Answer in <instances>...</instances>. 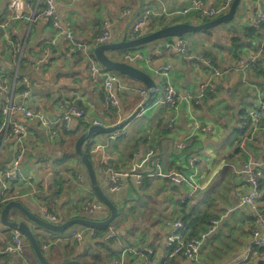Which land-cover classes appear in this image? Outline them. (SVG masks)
Listing matches in <instances>:
<instances>
[{"label":"crops","instance_id":"0c3cea01","mask_svg":"<svg viewBox=\"0 0 264 264\" xmlns=\"http://www.w3.org/2000/svg\"><path fill=\"white\" fill-rule=\"evenodd\" d=\"M28 1L30 5L23 19L12 21L6 29L0 28V76L14 80L24 56L25 73L30 82L26 96L15 91V83L10 85L8 92L0 94V116L4 119L0 125V200L6 189L11 188L6 184L9 180L4 170L9 169L21 153L20 182L11 196L16 202L43 220H47L46 212H49L57 224L76 218H103L107 215L105 209L92 215L84 212L89 203L98 200L90 187L86 168L75 153L76 142L83 134L78 128L80 120L74 118L71 132H66L63 113L75 105L85 110L83 120L86 123L114 126L147 102L149 90L141 82L120 77L124 87L118 92L120 106L114 112L108 110L104 78L91 75L92 65L98 64L93 58L96 40L108 32L109 42H121L146 10L152 15L143 28V36L165 28L161 27L165 24L199 25L202 22L195 11L186 16L181 13L191 7L192 0H56L62 26L72 31L76 41L87 46V54L82 50L72 53L70 42L49 19H33V14L42 8L43 0ZM203 1L207 8H217L225 0ZM261 11L264 12V0H242L238 16L232 23L187 36L184 54L166 50L163 40L145 46L148 48L145 56L141 49L135 50L145 59L130 64L138 63L134 66L150 74L161 92L168 84L172 85L178 102L175 111L170 112L156 106L154 100L122 130L121 136L114 140L111 135L98 136L89 145L91 163L100 186L120 211V217L112 225L117 237L115 245L117 249L123 246L138 252L128 256L126 264H257L261 260L252 244V231L257 225L254 212L240 206L241 196L249 193L250 187L238 173L245 162L261 164L262 196L258 203L259 212L264 214V132L247 135L246 139L239 126L249 110L259 107L264 93V51L260 50L264 25L255 24ZM10 14L9 0H0V20ZM251 28L256 32L245 36ZM234 36L251 43L242 46L239 41L236 56L231 46ZM172 41L177 42L176 39ZM16 43L22 51L18 62L13 51ZM50 46L51 55L46 56L45 50ZM107 55L125 62L124 53L120 51ZM206 59L221 75L215 77L216 92L208 95L201 106L194 107L186 94L197 96L200 84L210 78L211 70L203 64ZM163 68H168L167 72L156 75V71ZM10 103L42 112L55 124L48 128L29 120L21 112L5 113ZM171 116H175V122L169 129ZM15 123L25 127L22 138L8 135ZM197 123L204 131L196 128ZM160 124L164 126L159 127ZM6 126H10L8 131ZM236 142H242L243 147H237ZM183 144L186 149L180 148ZM96 146L101 148L94 152ZM191 159L196 160L194 165ZM138 165L137 173L143 176L140 185L137 176H131L119 191L110 190L107 170L126 172ZM158 170L181 173L188 182L173 184L168 179L153 176ZM207 203L212 217L208 225L207 222L203 224L204 230L211 228L212 221H216V226L214 233L204 241L198 260L191 261L184 255L168 259L165 244L175 232L174 224L184 223L188 228L186 236L190 237L192 232L184 221L185 215L194 208L204 211ZM9 219L25 221L31 226L39 235L42 250L46 247L43 253L50 263L74 260L70 258L68 242L73 241L71 231L83 226L54 235L39 229L19 210L10 212ZM94 240V246L85 247L95 250L103 239L94 237ZM11 245L12 230L4 226L0 213V255ZM31 248L27 243L20 256L6 252L0 264H39ZM145 249L152 250L153 254L146 256L147 253L142 252ZM91 259L87 253L75 260L84 264Z\"/></svg>","mask_w":264,"mask_h":264},{"label":"built area","instance_id":"2783aa9c","mask_svg":"<svg viewBox=\"0 0 264 264\" xmlns=\"http://www.w3.org/2000/svg\"><path fill=\"white\" fill-rule=\"evenodd\" d=\"M233 0H225L223 4L219 7H210L207 8L203 0H192V5L190 8L183 10L181 13L186 16L191 11H195L199 17H213L217 16L221 13L225 14ZM30 5L28 0H9V10L10 16L4 20H0V28L6 29L9 27L12 21L21 20L24 18V12L26 7ZM43 8L33 14V19H49L55 29L59 31L64 37L70 42L71 44V52L76 53L78 50H82L87 54V46L81 42L75 40L74 35L70 29H66L62 26L61 20L57 10L56 0H43ZM152 12L150 10H146L143 14L137 19V21L131 26V30L128 33V37L130 40H135L141 37L143 34V28L148 25ZM255 24L257 26L264 25V12L261 11L257 15V19ZM110 33L105 32L101 35L100 38L96 40L95 46L104 44L105 42L109 41ZM177 42L174 41H167L165 43L166 50H174L177 53H184L187 50V41L184 39H176ZM55 42L51 43V46L54 45ZM51 46L45 50V55L50 56L52 52ZM13 50L14 52L20 55L22 53L21 46L19 43L14 44ZM53 47V46H52ZM261 52L264 51V41L261 44L260 48ZM22 57V56H21ZM123 58L125 62L131 63L137 60H143L145 57L142 54H124ZM254 61V60H253ZM203 64L211 70L210 78L206 81L202 82L199 86L197 96L193 97L191 93L186 94V98L193 102V99H196V104L201 103L204 101L206 94L208 91H215L217 89V85L215 83V77H219L221 72L213 67L212 62L208 59L203 61ZM168 68H163L161 71H156V75L166 73ZM91 75L92 77L102 76L105 82V89L107 93V102L106 108L109 109H117L120 106V99L118 96V92L123 90L124 87L121 83L120 77L118 74L114 72L105 71L103 67L99 66L98 64L92 65L91 68ZM18 77V73L16 72L14 75V81ZM24 84L29 87V78H24ZM10 86H8V81L6 79L0 78V94L3 92H8ZM14 89V88H13ZM28 93L25 92L23 96H26ZM142 94H146V91H142ZM157 97L155 99V105L160 106L163 108H174L176 109L178 96L176 89L168 84L162 89L160 86L156 89ZM161 94V95H158ZM5 113L14 114L16 112H21L26 118L31 121H38L45 127L51 128V125H54L55 122L48 120L44 113L31 110L25 106L19 105L16 106L14 104H9L4 109ZM85 116V111L78 106H70L65 109L63 116H62V123L66 132H71V122L74 118H82ZM175 122V116H171L167 127L172 129ZM97 125H102L100 122H95ZM240 130L244 132V135H252L258 133L259 131L264 132V93H262L260 98V105L258 108H253L249 110L242 119L240 123ZM10 126H6V130L8 131ZM197 129H201L200 124L197 123ZM204 131V129H201ZM122 131H117L111 134V138L114 140L122 135ZM9 136H16L22 138L25 135V127L19 123L13 124L12 131ZM249 137L247 136L246 139ZM237 147H243L242 142H236ZM185 145H181L180 148H184ZM101 146H96L94 148V152H97ZM151 153L149 154L148 158L151 157ZM20 160H21V153L18 154L17 159L13 163V165L9 168L4 170V176L9 181H14L20 177ZM196 162L195 159H191V164L194 165ZM139 165L132 166L130 170L126 172H120L117 170H107V178L109 183V188L112 192L119 191L124 181L130 178L131 176H137V182L140 185L143 181V176L138 175ZM242 175L246 184L250 187V192L244 194L240 198V206L241 207H249L253 210V215L255 221L257 222L256 227H254L252 231V244L253 247L264 246V214L259 212V200L261 199V180L263 177V170L261 168V164L256 161H248L243 164L242 170L238 172ZM153 176L168 179L173 184H182L188 182L187 177L181 173L172 171V172H164L162 170L156 171ZM152 176V177H153ZM1 203V202H0ZM105 209V206L102 203L97 201H93L88 206L85 207L84 212L88 215L95 214L100 212L101 210ZM46 216L50 222L55 223V217L51 216L49 212H46ZM215 223L216 221H212L211 228H209L206 232L199 234L198 236L194 237H187L186 234L188 232L187 226L182 222H176L174 224L175 232L167 239L165 244V248L167 251V258L173 259L178 255H184L191 261H197L202 245L204 241L215 231ZM87 235L96 236L95 231L93 229L85 228L79 230L71 231V237L81 243L85 239ZM116 238V231L114 226H111L109 229V233L105 237V241L109 242ZM27 241L22 233L18 230L12 229V245L6 250L7 253L20 256L23 254L26 248ZM46 247H43V250ZM120 258L115 260V264H126V259L130 255H135L138 252L133 248L127 247H120L119 249ZM146 252V256L152 255L153 251L149 249L142 250V252Z\"/></svg>","mask_w":264,"mask_h":264},{"label":"water","instance_id":"95a60500","mask_svg":"<svg viewBox=\"0 0 264 264\" xmlns=\"http://www.w3.org/2000/svg\"><path fill=\"white\" fill-rule=\"evenodd\" d=\"M242 0H233L229 10L219 16L218 18L199 25H193L189 23H177L163 29H160L156 32H152L150 34L141 36L135 40H130L128 37V31L125 33L121 42H105L104 44L95 46L93 48V55L100 65L104 68L111 70L112 72H116L122 76L128 77L132 80H136L141 82L147 90H149V98L145 104L139 106L137 110L126 120L123 122L116 124L114 126L105 127L102 125L94 124L92 125L86 132L81 134L76 142L75 153L80 158L83 166L86 168L90 187L98 197V199L102 202V204L108 208L110 211V216L104 221H96L89 218H76L70 220L64 224L52 223L47 220H43L42 218L36 216L34 213L26 209L21 203L16 201L9 202L2 210V222L4 226L9 229H15L22 233L25 237L27 243L34 250L35 256L39 262V264H54L50 263L44 253L42 252L38 240L39 235L33 232L31 226L25 222H13L9 219V214L13 210H19L22 212L26 218L42 231L56 233V234H64L69 229L75 226H83L85 228L94 229V228H104L110 227L114 224V222L120 217V213L116 205L112 202L110 196L102 189L100 183L96 177L95 170L91 163L89 155L83 150L84 143L87 140L92 141V138L98 137L100 135H111L116 131H122L129 123L135 120L140 113L147 107V104H151L157 97L156 89L158 87L157 82L154 81L152 76L145 71L139 69L138 67L131 65L128 62H119L111 59L107 53L114 51H126L128 49L139 50L140 48H144L147 45L158 41H172L173 39H185L182 38L184 36H188L198 32H208L214 28H217L223 24L232 23L235 18L238 16V10L240 8ZM37 236V238H36ZM88 244L95 245L96 241L94 240V236L87 235L83 243H81V247L84 248ZM56 264H83L78 260H70L63 263Z\"/></svg>","mask_w":264,"mask_h":264},{"label":"trees","instance_id":"16d2710c","mask_svg":"<svg viewBox=\"0 0 264 264\" xmlns=\"http://www.w3.org/2000/svg\"><path fill=\"white\" fill-rule=\"evenodd\" d=\"M43 7L44 6L42 5V8ZM196 15L198 16L199 20L202 23H207V22H210V21L218 18L219 16L223 15V13H221V14H219L217 16H213V17H203V18L199 17L198 14H196ZM168 25L169 24H165V25H163L161 27H166ZM255 32H256V30L254 28H251L250 30L247 31V33H246L245 36L253 35ZM186 37H187V35L184 36V37H182V38H186ZM239 41H240L239 38L238 37H235V36L232 38V41H231V46L233 48H235V52H232V53L235 56L238 54V49H239L238 47L240 45H237V44H239ZM240 42L243 43L242 46H244V45H251V43L244 42L243 39ZM13 48H15L14 45H13ZM140 49H143V48H140ZM133 51H135V50L134 49H132V50L131 49H128L126 51H123L122 53H131ZM14 53H15V56H16V60L18 62L19 61L18 60V58H19L18 53H16V52H14ZM93 58L96 60V58H95L94 55H93ZM213 61L215 62L214 59H213ZM19 63L20 64H19V68H18V77L16 78L15 81L12 80V78L8 79V78L2 77V76H0V78L6 79L8 81V86L12 85V83H15V91L18 94H24L25 92H27L29 90V87H27L24 84V78L25 77H28L26 75V73H25L27 61L24 58V56H23V58H21V60L19 61ZM101 67H103V66L101 65ZM103 69L105 71L112 72L111 70H108V69H106L104 67H103ZM114 73H116V72H114ZM116 74H118V73H116ZM118 75L121 78L125 77V76H122L120 74H118ZM215 92H216V90L215 91H208L207 94H206V97H205L204 101L206 100V98H207L208 95H212ZM204 101H202L199 104H196V99H193V102H191V103L193 104L194 107H198V106H201L204 103ZM164 109H166V110H168L170 112L175 111L174 108H164ZM110 111L114 112L115 109H110ZM2 118H3V116L2 117L0 116V125H2V122L4 121V119H2ZM78 119L80 120V125H79L78 128L82 131V133L86 132L92 126V124L86 123L83 120V117L82 118H78ZM164 120H165V118H162L161 122H164ZM163 126H164V124H160L159 127H163ZM100 136H102V135H100ZM90 142H91L90 140H87L84 143L83 150L89 155L90 160H91V156L92 155H91L90 148H89ZM186 148H184V149H186ZM132 156H133V154H132ZM145 177H146V179H149L148 176H145ZM19 182H20L19 178L16 179V180H14V181H7L6 184L11 185V188L9 190L6 189L4 196L0 200V202H1L0 203V213L2 212L3 208L9 202L16 201L15 198H13L11 196H13V194L15 192L14 190H15L16 184L19 183ZM260 189H261V185H260ZM92 192H93L95 198L99 202H101L98 199V197L96 196V194L94 193L93 190H92ZM207 205H208V207H205V210L204 211H200L199 209L194 208L193 211L190 214H186L185 215L186 219L184 218V221L188 224V226H189V228L191 229V232H192L189 238L194 237L195 235L198 236L199 235V231H202V230H204L206 228V227L204 228V226H203V224L205 222H207V225H208V220L212 217V215H211L212 209L210 208V204L209 203H207ZM185 208H186V206H183V209H185ZM105 210L107 211L105 213V215L106 214L107 215L105 217H103V218L96 219V221H104L107 218H109L110 211L108 210L107 207H105ZM119 213H120V211H119ZM202 226H203V228H202ZM110 227L94 228L93 229L95 231V234H96L95 238L103 239L102 242H98L97 243L95 250L94 249H90V248H86V247L85 248H80V245L81 244L79 242L75 241V240H73L72 242H68L69 243L68 244V249H69L68 251L70 252V256H71L70 258L71 259H74V260L75 259H79L80 257L85 256V255H87V253H89L91 255V257H92L91 262L86 261L84 264H115L114 263L115 260L120 258L119 250L117 249V246L115 245V242H114L117 239V237L115 239L109 241V242H106L104 240L105 237H106V235L109 232ZM203 232H205V230L202 231L201 233H203ZM36 238H37V236H36ZM37 240H38V244H39V246H40V248L42 250V244L40 242V238L39 239L37 238ZM254 249H256V252H257L258 256L261 258V260H259L257 264H264V246L254 247ZM42 252H43V250H42ZM5 256H7V253L3 250V254L0 255V259L1 258H5Z\"/></svg>","mask_w":264,"mask_h":264},{"label":"rangeland","instance_id":"374dc122","mask_svg":"<svg viewBox=\"0 0 264 264\" xmlns=\"http://www.w3.org/2000/svg\"><path fill=\"white\" fill-rule=\"evenodd\" d=\"M191 37V35H188V37ZM147 51H148V48L147 47H144L143 49H141L140 50V52L145 56V54L147 53ZM131 53H133V54H135V53H137V51H133V52H131ZM184 53H186V52H184ZM183 53V54H184ZM182 54V53H181ZM146 57H148V56H146ZM98 65L99 66H101L99 63H98ZM134 65H136V66H138V63H136V64H134ZM92 140H93V138H92ZM184 145V144H183ZM185 147H186V144H185ZM151 154H153L152 152H151ZM257 162V161H256ZM90 204V203H89ZM47 218V217H46ZM47 220H49L48 218H47ZM117 221V220H116ZM115 224H117V223H115ZM65 233H67V231L65 232ZM64 233V234H65ZM52 234H54V235H56V233H52Z\"/></svg>","mask_w":264,"mask_h":264},{"label":"bare ground","instance_id":"6f19581e","mask_svg":"<svg viewBox=\"0 0 264 264\" xmlns=\"http://www.w3.org/2000/svg\"><path fill=\"white\" fill-rule=\"evenodd\" d=\"M143 36V35H142ZM124 54H132V53H124ZM82 109V108H81ZM85 111V110H84ZM86 115V114H85ZM85 117V116H84ZM120 131V130H119ZM117 132V131H116ZM187 147V146H186ZM186 147H184V148H186ZM184 148H182V149H184ZM98 202V201H97ZM99 203H102V202H99ZM109 233V232H108ZM72 240H74L73 238H72ZM85 240V239H84ZM83 240V241H84ZM81 243H83V242H81Z\"/></svg>","mask_w":264,"mask_h":264}]
</instances>
